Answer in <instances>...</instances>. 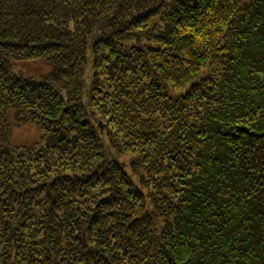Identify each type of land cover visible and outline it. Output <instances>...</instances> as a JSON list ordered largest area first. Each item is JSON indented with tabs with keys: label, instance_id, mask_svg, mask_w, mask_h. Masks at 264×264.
Returning <instances> with one entry per match:
<instances>
[{
	"label": "trees",
	"instance_id": "obj_1",
	"mask_svg": "<svg viewBox=\"0 0 264 264\" xmlns=\"http://www.w3.org/2000/svg\"><path fill=\"white\" fill-rule=\"evenodd\" d=\"M0 264H264V0H0Z\"/></svg>",
	"mask_w": 264,
	"mask_h": 264
},
{
	"label": "rangeland",
	"instance_id": "obj_2",
	"mask_svg": "<svg viewBox=\"0 0 264 264\" xmlns=\"http://www.w3.org/2000/svg\"><path fill=\"white\" fill-rule=\"evenodd\" d=\"M104 122L100 121V126H102ZM107 128V127H106ZM111 133H114V130L110 131ZM39 137V132L34 126H28L24 127L22 129H14L12 131V140L14 142L18 143H26V142H32L36 140Z\"/></svg>",
	"mask_w": 264,
	"mask_h": 264
}]
</instances>
